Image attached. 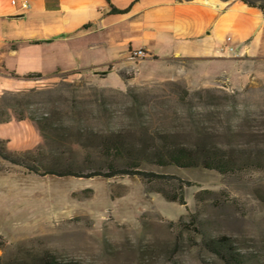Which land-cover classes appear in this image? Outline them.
<instances>
[{"label":"rangeland","instance_id":"obj_1","mask_svg":"<svg viewBox=\"0 0 264 264\" xmlns=\"http://www.w3.org/2000/svg\"><path fill=\"white\" fill-rule=\"evenodd\" d=\"M133 50L111 73L35 78L0 94V117L23 116L40 128L36 142L14 151L30 152L37 171L0 157V183H24L26 191L16 203L18 222L7 220L13 205L0 192V232L8 243L0 260L22 264L50 251L80 264H224L202 241L227 235L246 254L244 264H264V166L227 175L141 166L186 181L184 205L147 191L138 176L42 174L44 166L68 164L86 172L92 133L112 130L134 143L164 137L264 157V59L245 60L238 72L220 65L206 73L192 60L157 59L142 50L132 59ZM176 178L165 189L175 190Z\"/></svg>","mask_w":264,"mask_h":264},{"label":"crops","instance_id":"obj_2","mask_svg":"<svg viewBox=\"0 0 264 264\" xmlns=\"http://www.w3.org/2000/svg\"><path fill=\"white\" fill-rule=\"evenodd\" d=\"M112 6L127 11L115 13ZM130 49L157 59H189L206 73L220 65L238 72L245 60L264 59V13L242 0H0V94L38 81L24 77L29 73H111L127 64ZM220 76L233 83L228 73ZM36 138L26 119L0 122L8 150ZM0 192L12 201L7 220L18 222L24 183H0ZM23 229L17 228L19 240Z\"/></svg>","mask_w":264,"mask_h":264},{"label":"trees","instance_id":"obj_3","mask_svg":"<svg viewBox=\"0 0 264 264\" xmlns=\"http://www.w3.org/2000/svg\"><path fill=\"white\" fill-rule=\"evenodd\" d=\"M135 1V0H133ZM243 2L258 7L264 13V4ZM112 12L123 13L125 9H118L112 6ZM40 73H29L25 78H40ZM17 120L25 119L23 116H15ZM9 119L0 117V122ZM40 131L39 126H36ZM91 140L94 142L95 151L87 155L89 169L86 172L77 170L68 164L62 167L44 166L42 174H53L57 176H76L112 178L118 175L138 176L143 182L147 191L160 194L165 200L177 202L184 205V184L172 175L156 173L141 169L143 164H151L158 167L174 166L176 168L201 167L214 170L221 175L235 174L252 167H263L264 157L260 154L252 155L246 149H225L217 145H208L204 142L189 146L161 137L159 139L142 140L134 143L125 138L119 131H108L92 133ZM0 143H5L0 140ZM0 157L12 164L23 165L30 170L37 171L34 164V156L30 152L23 154L10 151L4 145L0 146ZM55 164V161L53 162ZM172 178L178 179L175 190L165 189V185L173 182ZM201 193L211 194V191L204 190ZM199 195L196 196V200ZM191 221L196 222V214H191ZM204 247L215 254L224 264H244L248 259L246 254L237 251L233 240L227 235L209 236L203 241ZM4 237L0 234V250L6 246ZM0 264H15L13 262H2ZM22 264H80L73 260L61 259L56 254L45 251L30 262Z\"/></svg>","mask_w":264,"mask_h":264},{"label":"built area","instance_id":"obj_4","mask_svg":"<svg viewBox=\"0 0 264 264\" xmlns=\"http://www.w3.org/2000/svg\"><path fill=\"white\" fill-rule=\"evenodd\" d=\"M22 5H23L24 8H28L29 7V4L26 1H23ZM143 55H144V53L141 50H133L130 53L129 56L132 59H136V58L142 57Z\"/></svg>","mask_w":264,"mask_h":264}]
</instances>
